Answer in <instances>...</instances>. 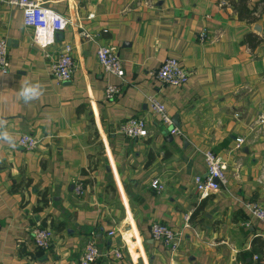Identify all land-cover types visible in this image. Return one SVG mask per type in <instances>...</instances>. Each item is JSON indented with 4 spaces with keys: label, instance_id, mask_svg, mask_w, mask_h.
Wrapping results in <instances>:
<instances>
[{
    "label": "crops",
    "instance_id": "1",
    "mask_svg": "<svg viewBox=\"0 0 264 264\" xmlns=\"http://www.w3.org/2000/svg\"><path fill=\"white\" fill-rule=\"evenodd\" d=\"M34 1L69 22L43 49L20 10L0 3L8 60L0 119L15 139L0 141V264H75L88 240L101 252L92 264H264V219L242 206L264 210V0ZM63 44L74 70L57 81L45 54ZM100 45L114 47L121 78L100 68ZM166 57L188 72L185 83L152 75ZM106 83L120 88L112 99ZM28 84L43 94L25 104L18 94ZM147 95L179 134L150 111ZM131 117L144 121L145 136L120 134ZM20 134L37 147H19ZM205 150L224 161L226 182L199 198L192 178L204 175ZM153 221L180 233L175 254L150 238ZM35 224L52 231L46 249L33 245Z\"/></svg>",
    "mask_w": 264,
    "mask_h": 264
},
{
    "label": "built area",
    "instance_id": "2",
    "mask_svg": "<svg viewBox=\"0 0 264 264\" xmlns=\"http://www.w3.org/2000/svg\"><path fill=\"white\" fill-rule=\"evenodd\" d=\"M0 3L20 10L22 25L31 30L32 43L43 49L50 47L54 43L55 34L61 31L69 22L67 18L62 17L48 7L41 6L34 0H0ZM87 16L90 17L91 15ZM83 36L88 39L92 38V35L89 34H83ZM204 37L202 30L198 34V39L202 41ZM45 57L49 59L48 70L52 78L57 81H68L70 79L74 70V63L69 44H63L55 56H50V54L46 53ZM95 58L104 73L119 78L122 77V65L114 47L98 46L95 50ZM7 70V45L5 40L0 38V73L5 74ZM152 75L163 85L178 86L186 82L188 72L180 66L177 59L166 57L160 62L157 69L152 72ZM119 91V86L106 83L103 94L106 99H112ZM145 99L150 111L158 117L162 124L170 127L169 133L172 135L179 134L178 129L172 126L171 119L163 105L152 95H147ZM119 132L127 138L143 137L147 134L144 121L135 117L125 120L120 125ZM241 141L240 138H235L236 144L241 143ZM16 143L25 150H32L37 147V140L28 134H20ZM201 157L204 175H194L192 178L194 193L199 198L217 191L226 182L224 176L225 163L222 158L210 150L203 151ZM149 187L156 192L162 189V185L157 178L151 179ZM74 193L76 195L82 194V183L80 181L75 182ZM242 206L255 219H264V210L257 203L243 202ZM148 232L150 238L165 247L170 255L175 254L180 244V233L178 231L172 230L166 224L153 221L148 226ZM30 233L33 245L36 248H48L52 238V231L49 227L35 224L31 227ZM111 233L110 231L108 234ZM120 237L123 238L122 233H120ZM111 254L116 259H120L122 256L119 249H113ZM100 255L101 252L96 244L92 240H88L75 264H92Z\"/></svg>",
    "mask_w": 264,
    "mask_h": 264
},
{
    "label": "clouds",
    "instance_id": "3",
    "mask_svg": "<svg viewBox=\"0 0 264 264\" xmlns=\"http://www.w3.org/2000/svg\"><path fill=\"white\" fill-rule=\"evenodd\" d=\"M42 90L38 84H28L19 91V99L25 104L38 99L42 95ZM0 141L6 142L11 146H15V139L6 131L5 121L0 119Z\"/></svg>",
    "mask_w": 264,
    "mask_h": 264
}]
</instances>
